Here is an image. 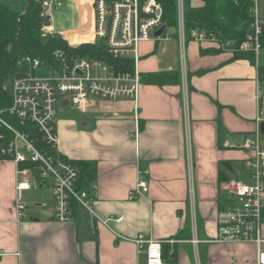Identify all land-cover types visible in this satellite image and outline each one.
Instances as JSON below:
<instances>
[{
    "label": "crops",
    "instance_id": "obj_1",
    "mask_svg": "<svg viewBox=\"0 0 264 264\" xmlns=\"http://www.w3.org/2000/svg\"><path fill=\"white\" fill-rule=\"evenodd\" d=\"M74 2L73 27L62 38L72 46L94 42L93 5ZM49 33L55 35L53 25ZM137 67L141 77L179 72L180 83L142 82L137 102L94 99L79 116L65 101L58 111V152L76 166L94 164L96 176L83 188L107 225L83 207L71 221H55L52 185L39 180L35 167L23 173L13 160H0V264H146L135 244L140 236L162 242L167 264H257L256 244L215 242L228 199L223 184L250 181L243 146L256 127L253 60L207 42L183 47L166 36L140 45ZM139 180L149 188L131 199ZM20 181L32 188L18 212ZM34 190L37 197L29 194ZM38 197L27 212L24 200ZM261 239L264 248V221Z\"/></svg>",
    "mask_w": 264,
    "mask_h": 264
},
{
    "label": "built area",
    "instance_id": "obj_2",
    "mask_svg": "<svg viewBox=\"0 0 264 264\" xmlns=\"http://www.w3.org/2000/svg\"><path fill=\"white\" fill-rule=\"evenodd\" d=\"M25 6L31 2L41 4V17L45 20L53 17L68 0H15ZM95 10V41L103 44L106 54L113 60H133L134 72L116 71L112 65L97 59L78 60L73 65L63 61L59 67L43 65L40 61H25L31 64L27 75L14 80L5 87L12 97L10 113L20 123L33 125L40 135L38 148L30 135L14 125L5 122L0 116L1 124L13 133L9 145L0 149V157L13 160L18 166L31 163L35 165L39 180L51 181L54 192V220L69 222L76 207L89 210L98 222L107 225L94 212L88 190L80 185L82 172L78 166L66 161L58 152V134L56 130L58 111L62 101L75 109L86 111L94 99L116 101L126 99L138 101L142 78L138 71L140 45L143 42L159 39L154 34L165 27L166 8L159 0H89ZM253 22L250 31L238 49L230 42L222 43L213 34L192 31L190 39L198 43H211L221 50L249 54L258 70L255 100L257 117L255 130L247 137L244 149L250 154L247 159L250 168V181H227L222 190L228 199L218 215L217 237L215 242L221 244L254 243L258 247L257 264H264V248L261 247V227L264 221V15L261 2L252 0ZM178 38L184 47L186 44L185 0H177ZM43 27L44 36L49 29ZM165 32V31H164ZM59 56V55H57ZM185 65V57L182 56ZM41 68L54 71L50 76L40 75ZM99 72V74H98ZM188 97L184 91L185 103ZM185 110H188L187 106ZM19 172H25L19 170ZM148 180H139L130 198L135 199L149 188ZM28 181H20L16 186V209L21 211L24 191L30 190ZM193 194V183L190 182ZM135 244L138 251L146 256V264H165L162 242L140 236Z\"/></svg>",
    "mask_w": 264,
    "mask_h": 264
},
{
    "label": "trees",
    "instance_id": "obj_3",
    "mask_svg": "<svg viewBox=\"0 0 264 264\" xmlns=\"http://www.w3.org/2000/svg\"><path fill=\"white\" fill-rule=\"evenodd\" d=\"M165 6L164 21L166 30L162 37L178 38L177 0H159ZM199 7L191 5L185 0V28L188 35L192 31L213 34L222 43L230 42L238 49L250 31L253 22L252 0H202ZM42 7L38 2H31L25 11L15 10L0 0V116L19 130L30 135L38 148L40 135L36 128L29 123H20L10 113L13 101L5 87L14 80L27 75L31 71V64L25 60L40 61L43 65L59 67L63 61L73 65L79 59H97L112 65L116 71L134 72L133 60H113L105 52L103 44L97 41L70 45L62 37L56 35L44 36V19L41 17ZM221 50V49H219ZM237 58L251 55L234 52ZM59 55V56H57ZM264 74V65L261 68ZM142 82L157 85L179 84V72H162L146 74ZM13 133L0 122V149L9 145ZM0 160H9L0 157ZM26 166L35 167L31 163L20 164V169ZM78 167L82 171L80 185H88L96 176V168L90 162H80ZM88 169V170H87ZM87 170V171H86ZM85 171L90 178H87ZM164 262L167 257L163 251ZM175 253L173 254V256Z\"/></svg>",
    "mask_w": 264,
    "mask_h": 264
},
{
    "label": "rangeland",
    "instance_id": "obj_4",
    "mask_svg": "<svg viewBox=\"0 0 264 264\" xmlns=\"http://www.w3.org/2000/svg\"><path fill=\"white\" fill-rule=\"evenodd\" d=\"M1 1H3L4 3H6L7 5H9L11 8L15 10L25 11V6L22 5L21 3H18L15 0H1ZM190 2H191V5L194 7H199L203 4L202 0H190ZM74 3H75L74 0H68L66 2L65 9L63 8L62 10L55 12V15L53 17V34H55L56 36L63 37V33H64L63 31L73 27L72 23L76 17V8L74 7L75 6ZM260 4H261V8H262L263 15H264V2H261ZM66 41L70 45H72L69 40H66ZM190 41H191L190 37L189 35H187L186 36V46ZM79 60H88V59H79ZM39 72H40V75L42 76H50L54 73V71L49 68H41ZM73 110L74 111H72V114L74 116H79L83 114L79 109H73ZM64 113L65 112H61L59 114V117H61ZM49 183L51 184V181H49ZM29 194H33L34 197H37L36 196L37 190H34L33 192H30ZM24 203H26L27 205V212L29 210H34L35 208H37L36 206L39 204V197L36 200H31V201L24 200Z\"/></svg>",
    "mask_w": 264,
    "mask_h": 264
},
{
    "label": "water",
    "instance_id": "obj_5",
    "mask_svg": "<svg viewBox=\"0 0 264 264\" xmlns=\"http://www.w3.org/2000/svg\"><path fill=\"white\" fill-rule=\"evenodd\" d=\"M52 24H51V21H50V17H47L45 20H44V26L45 27H50ZM164 31H165V27H162L160 30H158L154 36L157 37V38H161L164 34Z\"/></svg>",
    "mask_w": 264,
    "mask_h": 264
}]
</instances>
